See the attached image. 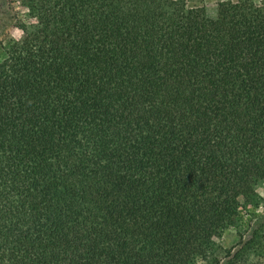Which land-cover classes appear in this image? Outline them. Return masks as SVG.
<instances>
[{
	"label": "trees",
	"instance_id": "1",
	"mask_svg": "<svg viewBox=\"0 0 264 264\" xmlns=\"http://www.w3.org/2000/svg\"><path fill=\"white\" fill-rule=\"evenodd\" d=\"M28 1L0 62V264H256L216 238L262 199L264 0Z\"/></svg>",
	"mask_w": 264,
	"mask_h": 264
},
{
	"label": "rangeland",
	"instance_id": "2",
	"mask_svg": "<svg viewBox=\"0 0 264 264\" xmlns=\"http://www.w3.org/2000/svg\"><path fill=\"white\" fill-rule=\"evenodd\" d=\"M222 1L238 0H187V3L190 6L204 8L209 17L216 18L218 5ZM28 2V0H0V62L6 57L7 49L23 39L24 32L21 27L34 23ZM257 192L262 198L260 205L256 206L248 199H241V218L237 226L227 230L222 237L216 238V242L225 249L234 248L233 252L241 247L242 251H246L249 247H243L244 242L241 241L253 237L254 245L251 246L259 251L252 257V262L264 264V181L259 183ZM261 253L263 256H257Z\"/></svg>",
	"mask_w": 264,
	"mask_h": 264
}]
</instances>
